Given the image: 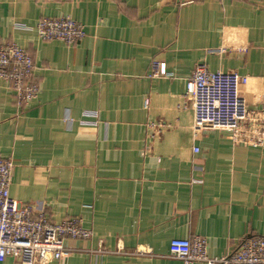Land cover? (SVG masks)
Returning <instances> with one entry per match:
<instances>
[{"label": "crops", "instance_id": "1", "mask_svg": "<svg viewBox=\"0 0 264 264\" xmlns=\"http://www.w3.org/2000/svg\"><path fill=\"white\" fill-rule=\"evenodd\" d=\"M43 18L84 37L42 41ZM4 42L29 53L39 89L26 107L0 89L10 196L92 233L55 264H184L168 256L173 239L203 238L219 258L264 237V144L194 134L180 108L197 64L247 76L241 97L264 106V0H0Z\"/></svg>", "mask_w": 264, "mask_h": 264}, {"label": "built area", "instance_id": "2", "mask_svg": "<svg viewBox=\"0 0 264 264\" xmlns=\"http://www.w3.org/2000/svg\"><path fill=\"white\" fill-rule=\"evenodd\" d=\"M35 31L42 41L55 40L67 46L84 37L83 26L70 18H43L37 22ZM35 70L26 50L13 43H0V89L4 87L11 92L19 107L28 106L38 97ZM152 75L164 76L165 70L155 64ZM247 83V76L210 72L204 64H197L186 80L180 106L192 112L193 133L221 131L234 146L262 147L264 106L248 107L240 95V88ZM149 127L155 136L161 124L154 122ZM13 168L11 158L0 154V263L11 257L20 264H55L80 251L76 244L91 240V231L82 226L79 218L56 223L44 211L13 199L9 192ZM168 256L184 264H264V237L244 240L219 258L207 255V242L203 238L173 239Z\"/></svg>", "mask_w": 264, "mask_h": 264}]
</instances>
